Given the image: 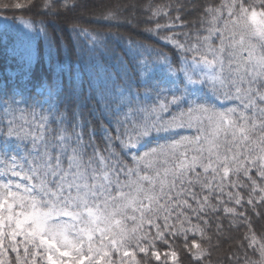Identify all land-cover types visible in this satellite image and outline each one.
Here are the masks:
<instances>
[{
    "label": "snow or ice",
    "instance_id": "6c2138e0",
    "mask_svg": "<svg viewBox=\"0 0 264 264\" xmlns=\"http://www.w3.org/2000/svg\"><path fill=\"white\" fill-rule=\"evenodd\" d=\"M54 6L44 0L42 8L59 15ZM97 7L91 22L107 30L71 26L89 53L118 36L112 27L135 31L144 23L178 55L129 40L126 54L145 91L133 93L96 64L89 106L59 84L29 86L36 43L44 40L49 60L66 44L20 20L10 43L20 81L0 86V264H182L183 256L212 264L221 217L230 232L244 229L229 237L228 259L264 264V0H104ZM118 75L126 81L128 74ZM190 233L202 242L189 243ZM181 237L182 247L174 246Z\"/></svg>",
    "mask_w": 264,
    "mask_h": 264
},
{
    "label": "trees",
    "instance_id": "16d2710c",
    "mask_svg": "<svg viewBox=\"0 0 264 264\" xmlns=\"http://www.w3.org/2000/svg\"><path fill=\"white\" fill-rule=\"evenodd\" d=\"M17 2L25 3V0H0V6L4 4L12 5ZM66 2L70 6H79L65 10L61 8V4L65 3V0H55L54 9L59 12V15H50L47 10L42 8L44 0H34V4L30 9L18 10L10 8L9 10H0V86L7 83L8 87L11 88L20 81V73L22 70L19 68L17 61L12 59L10 43L15 35V26L20 25L21 19L37 22L38 26L46 27L47 31L56 38L58 44L60 41L66 44V48L60 52L57 57L49 60L48 48L44 40L41 39L36 43V56L30 66L31 79L29 86L33 87L39 84L51 85L53 83L59 84L63 87L65 94L72 93L74 97H79L80 100L86 101L89 106L95 104V93L89 85V69L94 68L96 64L103 65L111 73L116 75L117 83L122 85L127 83L130 85L133 93L139 91L142 95L145 91L144 87L137 83V77L129 62V56L126 54L129 40L144 44L149 48L157 49L173 60L178 55L171 45L166 46L163 41L156 39L154 35H150L143 31L146 27H151V25H146L144 23H140L135 31L127 27H112L110 30L118 34V36L109 38L104 48L98 49L95 53H89L88 47H90V45L85 46L84 38L77 37L76 34L71 31V26L73 23H76L78 27L81 28L107 30V26L91 22V14L99 10L97 6L103 3L104 0H66ZM121 2L128 3L129 0H121ZM139 2L147 3V0H139ZM165 2H167V0H154V3L158 4ZM83 15L89 16L84 17ZM144 15L146 14H141L140 18L143 19ZM195 16V13L188 15L185 17V20H194ZM3 17L8 18L9 32L7 36L4 35L5 21L2 19ZM40 21H44V24L40 25ZM160 23L163 24L166 23V21L160 20ZM20 26L22 27V25ZM190 30L189 28L175 29V31L178 32H189ZM164 34L165 33H161V35ZM118 37H122V39ZM181 39L183 40L184 38L181 37ZM117 55L124 61L123 65L117 60ZM153 58L155 57L153 56ZM125 70L128 74L127 79L126 81H121L118 73ZM23 71H28V69L25 68ZM77 75L80 77L78 80L75 79ZM81 84L82 88L80 86ZM90 96L92 98L88 99ZM213 102L218 105L221 103L220 101ZM97 115H99V113H97ZM182 134L187 135L189 133L185 130ZM97 142H99V137H97ZM221 219L224 225V231L219 240L215 237L213 238V243H219L220 247L213 250L212 264H235V261H230L228 259L231 252L235 251L234 241L229 239V237L237 236L238 233L244 231V229H233L230 232L228 230L229 218L221 217ZM260 231L262 230L258 229V235ZM192 239L202 242L199 234L192 235L190 233L189 243H191ZM182 245L183 237L177 239L174 244V246L181 247ZM157 247L161 252L167 250L161 245ZM241 256H243V253H241ZM248 256L252 260L259 259L258 254H253L251 249L248 250ZM169 264H171V261H169ZM182 264H189L187 256H183Z\"/></svg>",
    "mask_w": 264,
    "mask_h": 264
},
{
    "label": "rangeland",
    "instance_id": "374dc122",
    "mask_svg": "<svg viewBox=\"0 0 264 264\" xmlns=\"http://www.w3.org/2000/svg\"><path fill=\"white\" fill-rule=\"evenodd\" d=\"M84 16V15H83ZM86 16H89V15H85L84 17H86Z\"/></svg>",
    "mask_w": 264,
    "mask_h": 264
}]
</instances>
